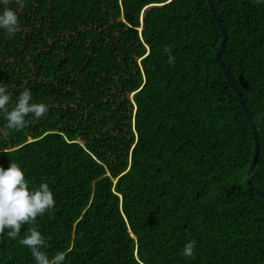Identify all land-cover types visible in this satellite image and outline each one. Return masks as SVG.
I'll list each match as a JSON object with an SVG mask.
<instances>
[{"label": "trees", "instance_id": "1", "mask_svg": "<svg viewBox=\"0 0 264 264\" xmlns=\"http://www.w3.org/2000/svg\"><path fill=\"white\" fill-rule=\"evenodd\" d=\"M213 2L264 190V5ZM7 7L19 22L0 29L9 106L29 89L49 111L6 137L0 115V165L20 164L30 187L47 182L56 204L16 240L0 237V264H35L19 243L30 227L64 264H264V197L247 180L255 138L215 56L223 33L208 0Z\"/></svg>", "mask_w": 264, "mask_h": 264}, {"label": "clouds", "instance_id": "2", "mask_svg": "<svg viewBox=\"0 0 264 264\" xmlns=\"http://www.w3.org/2000/svg\"><path fill=\"white\" fill-rule=\"evenodd\" d=\"M8 3L9 0H0V5L4 6L0 12V29L11 35L19 30V22L16 11L7 7ZM255 3L264 5V0H255ZM165 51L169 53V63H173L175 57L170 49L166 48ZM10 101L7 86L0 83V115L6 121L5 137L9 131L23 130L29 123V117L41 119L49 111L46 103L33 102L29 89L22 91L11 107ZM55 204L54 193L47 182L30 187L20 164L12 161L7 168L0 165V237L16 240L21 234L22 225H34L37 217L53 209ZM6 228L8 231L5 233ZM19 243L29 249L35 264H64L66 260L63 251L49 256L45 251V237L37 227L27 228ZM195 247V241H188L181 254L190 258L194 255Z\"/></svg>", "mask_w": 264, "mask_h": 264}, {"label": "water", "instance_id": "3", "mask_svg": "<svg viewBox=\"0 0 264 264\" xmlns=\"http://www.w3.org/2000/svg\"><path fill=\"white\" fill-rule=\"evenodd\" d=\"M208 3L210 5V8L212 10V13H213L214 17L216 18V20H217V22H218V24H219V26H220V28L222 30V33H223V39L221 41V44H220L218 50L216 51L215 56L219 60L221 66H222V69L224 71V74H225L226 78L228 79V82L232 86V88H233L236 96L238 97V99L240 101V104H241V106H242V108L244 110V113H245V115H246V117H247V119H248V121H249V123H250V125L252 127L253 135H254V138H255L254 156H253L252 162L250 164V167L248 169L247 180H248L249 185L253 189L257 190L264 197V190H262V189L258 188L257 186H255L253 184V179H252L253 172H254V168H255V164L257 162L258 150H259V136L257 134V130H256V127H255L254 121H253V119L251 117V114H250V112L248 110V107L245 104L244 98H243V96H242V94H241V92H240V90H239V88H238V86H237V84H236V82H235V80H234L231 72L224 65V63L220 60L221 53H222V51L224 49L225 42L227 40V31H226L225 26L223 24V20L220 18L219 14L217 12V9H216V7L214 5L213 0H208Z\"/></svg>", "mask_w": 264, "mask_h": 264}]
</instances>
